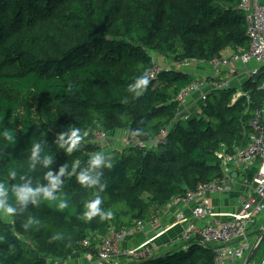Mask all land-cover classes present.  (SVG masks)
I'll return each instance as SVG.
<instances>
[{
  "label": "trees",
  "instance_id": "obj_1",
  "mask_svg": "<svg viewBox=\"0 0 264 264\" xmlns=\"http://www.w3.org/2000/svg\"><path fill=\"white\" fill-rule=\"evenodd\" d=\"M240 1L0 0V200L14 209L0 207V264L96 254L108 232L138 220L147 226L174 197L222 176L217 153L245 147L264 108V67L242 97L234 101L237 88L214 89L187 120L175 119L176 98L194 76L163 67L137 85L155 54L208 63L247 50ZM164 127L166 144L151 143ZM98 131L149 144L124 145L121 136L119 146L103 148ZM154 254L130 264H215L213 251L194 240Z\"/></svg>",
  "mask_w": 264,
  "mask_h": 264
},
{
  "label": "built area",
  "instance_id": "obj_2",
  "mask_svg": "<svg viewBox=\"0 0 264 264\" xmlns=\"http://www.w3.org/2000/svg\"><path fill=\"white\" fill-rule=\"evenodd\" d=\"M238 9L246 15L249 48L231 55L213 58L208 63L217 71L223 67H234L238 63L248 64L255 62L264 67V1L241 0ZM197 61L177 62L176 66H187ZM163 69V66L153 61L146 73V79L149 82L155 81ZM260 69L261 67L253 69L249 73L250 78L258 76ZM229 85L228 81L222 80L214 83L213 88L225 89ZM200 88L201 83L196 81L180 91L176 98L179 104L175 116L176 120H187L189 118L184 113L183 107L188 96L200 90ZM260 88H264V81ZM243 95L242 92H237L235 99H239ZM245 95L248 96L247 94ZM202 100H206V95L202 97ZM250 126L253 132L249 143L245 147L235 148L234 151H228L224 148L217 153L222 174L219 179L210 183L199 184L195 190L189 191L185 195L174 197L170 203L195 204L189 216L179 213L176 219L187 225L184 241L190 242L194 240L210 248L214 254L215 264L235 263L237 260L244 259L260 239V234H258L256 242H253L249 236V227L256 216L264 211V108L255 111ZM168 133V127L162 128L156 140L151 143L166 144ZM94 136L95 141L98 143L105 142L109 138V135L103 131L96 132ZM120 142L124 145L140 148L149 144V142L131 134L121 137ZM254 168H258V172L251 185L254 187L257 196L250 197L235 213L227 215L225 220L214 219L213 223H209L207 219L216 217V212L207 195L230 191L231 184L236 181V176H244ZM196 221L203 223L197 225ZM157 223L158 220L154 219L150 224ZM145 228L146 224L138 220L133 226L122 231L116 232L112 230L100 239V243L96 247V254L91 252L88 254L93 258L95 264H109L120 256L127 257L129 261L148 258L157 250L154 240L166 233L165 228L160 229L155 237L141 243L139 246L128 250L123 249V244L126 240L142 233ZM261 230H264V227ZM82 245L90 248V239H86ZM30 246L32 245L30 244ZM53 264H59V261H55ZM260 264H264V259Z\"/></svg>",
  "mask_w": 264,
  "mask_h": 264
},
{
  "label": "crops",
  "instance_id": "obj_3",
  "mask_svg": "<svg viewBox=\"0 0 264 264\" xmlns=\"http://www.w3.org/2000/svg\"><path fill=\"white\" fill-rule=\"evenodd\" d=\"M264 1V0H263ZM232 50H227L224 52L225 55H231ZM161 58L160 63L164 68L170 67L184 72H188L195 78V82L201 83L200 90L193 92L188 96L186 103L183 107V111L186 115H194L201 113V108L203 105V96H207L213 88V84L220 82L222 80L228 81L229 86L232 88H237V92L243 93V86L250 78L249 73L252 71L247 65H252L251 62L248 64L238 63L234 67H223L220 70H215L209 63L203 61L192 62L187 66H176L177 62L173 60H168L164 57ZM253 66V65H252ZM261 68H263L261 66ZM255 69V68H254ZM236 94L233 96L235 98ZM237 99H234V101ZM126 131H116L115 136L120 139L121 136H124ZM119 143L115 146H119ZM257 196L254 187L251 184L246 183L245 175L236 176V181L231 184V189L228 192L219 193V194H208L207 198L210 200L213 205L216 217L207 219L209 223H213L214 219H223L225 220L227 215L235 213L241 206L244 204L250 197ZM194 203L188 205H182L178 203L168 204L162 208H158L155 213V219L158 220L157 224L148 223L146 228L142 233L136 235L134 238L128 239L123 244V249L128 250L134 247L139 246L141 243L155 237L156 233L162 229H166V233L154 240V245H156L155 254H163L177 247L183 246L186 244L184 241V234L186 231V223H181L176 219L177 214L182 213L186 216H189L191 209L194 207ZM199 222L196 221V224L199 225ZM264 227V211L256 216L253 220V223L249 227V236L256 242L259 231ZM97 238H101L100 235H97ZM98 246V245H97ZM89 252H79L71 255L67 259L60 261L59 264H95L93 258L88 254ZM154 254V255H155ZM248 258V254L242 260H237L235 263H225V264H245ZM131 261L125 256H120L112 260L109 264H130ZM54 261H49L48 264H53ZM254 264H257L254 263Z\"/></svg>",
  "mask_w": 264,
  "mask_h": 264
},
{
  "label": "clouds",
  "instance_id": "obj_4",
  "mask_svg": "<svg viewBox=\"0 0 264 264\" xmlns=\"http://www.w3.org/2000/svg\"><path fill=\"white\" fill-rule=\"evenodd\" d=\"M147 79L146 78H142L140 81H139V84L137 85V87H139L140 85H146L147 84ZM77 140H78V137L75 136V134H73V138H72V143L73 145H75L77 143ZM94 163L96 164H99L100 163V160L97 158ZM81 181L82 182H85V181H88L89 178L87 176H81L80 177ZM94 182V181H93ZM53 187H55V184H53ZM32 194V190L29 188V189H24L21 193V199L26 201L29 196ZM47 195H51L50 192H47L46 193ZM100 203L99 200H97L95 203L91 204L90 205V208L92 209V211H90L88 213L89 216H92L95 214V212L98 210L97 209V205ZM0 207H3L4 210L7 212V213H11L14 211V209L10 208V207H7L6 205H4V202L2 200H0ZM253 250V249H252ZM251 253V252H250ZM249 253V254H250ZM249 256V255H248ZM254 263V261H253Z\"/></svg>",
  "mask_w": 264,
  "mask_h": 264
},
{
  "label": "rangeland",
  "instance_id": "obj_5",
  "mask_svg": "<svg viewBox=\"0 0 264 264\" xmlns=\"http://www.w3.org/2000/svg\"><path fill=\"white\" fill-rule=\"evenodd\" d=\"M153 57H154V61L156 62V63H159L160 65H162L161 63H160V59L161 58H159L156 54L155 55H153ZM253 65V66H252ZM252 65H247L249 68H251L252 70L255 68H260L261 67V65L260 64H258V63H256V64H254V63H252ZM264 80V75H263V78L261 79V81H263ZM235 99V98H234ZM118 143V141H117V138H116V136H115V132H114V134L113 135H110V137L105 141V142H102V143H100L99 145H101L103 148H106V147H111V146H113V145H116ZM3 215H4V218H7L6 216H5V213H3ZM256 245V244H255ZM249 255V254H248ZM263 259H264V243H263V245H262V247H261V249H260V251L258 252V254H257V256H256V258H255V260H254V263H256L257 262V264H260L262 261H263Z\"/></svg>",
  "mask_w": 264,
  "mask_h": 264
},
{
  "label": "water",
  "instance_id": "obj_6",
  "mask_svg": "<svg viewBox=\"0 0 264 264\" xmlns=\"http://www.w3.org/2000/svg\"><path fill=\"white\" fill-rule=\"evenodd\" d=\"M58 178L60 180H63L64 176H59ZM259 234H260V239L257 242V244L255 245V247L253 248V250L251 251V253L249 254L245 264H252L253 263V261L255 260L258 252L260 251V249L264 243V230H260Z\"/></svg>",
  "mask_w": 264,
  "mask_h": 264
}]
</instances>
